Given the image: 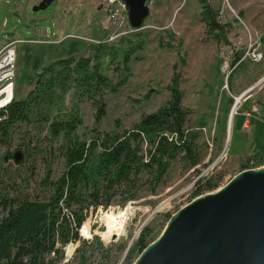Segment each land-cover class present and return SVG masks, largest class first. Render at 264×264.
I'll list each match as a JSON object with an SVG mask.
<instances>
[{
  "label": "rangeland",
  "instance_id": "obj_1",
  "mask_svg": "<svg viewBox=\"0 0 264 264\" xmlns=\"http://www.w3.org/2000/svg\"><path fill=\"white\" fill-rule=\"evenodd\" d=\"M234 1L209 0L217 22L224 26L219 39L213 36L217 32L207 31L201 21L198 0H148L149 15L138 29L131 27L128 20L119 26L110 24L107 0H54L45 10L30 9V18L0 7V44L24 40L15 44L13 98L24 99L30 91L38 90L37 80L45 66L72 58L70 67L74 68L79 58L89 57L90 64H96L112 85L121 82L117 90L104 89L90 99L79 95L68 81L66 92L56 88V93L46 98L49 109L44 110L49 120L54 116H76L79 123L74 136L88 140L94 135L93 128L102 133L133 128L143 115L166 105L177 90L181 104L189 110L184 129L196 136V165L191 166L180 154L159 184L143 174L131 189H116L109 206L88 210L86 233L79 229L85 242L66 244L57 264H134L139 252L132 249L141 232L148 230L146 241L151 243L169 219L191 200L215 192L242 170L264 166V157L259 158L264 155V104L257 102V122L251 117L248 129L237 128V119L255 101L251 96L246 98L233 116L232 134L228 129L236 91L259 81L255 73L263 61L245 59L237 69L231 64L235 56L244 54L250 38L257 40L247 13L252 10V0ZM236 7L245 11L239 12ZM261 12L260 19L264 20V10ZM4 17L8 18L6 27L1 26ZM225 62L230 65L228 77L227 71L223 72ZM46 77L39 79L44 81ZM261 79L250 93L264 92V76ZM238 99L237 96V102ZM100 100L105 114L96 123ZM48 124L33 115L29 121L15 125L6 139H0V217L5 214V197H42L47 192L43 181L46 174L50 172V180L55 181L62 173L63 140L51 137ZM17 151L22 158L19 164L7 159L8 154ZM206 180L215 186L195 195L194 191ZM130 193L136 197L127 200ZM125 209L128 216L124 231L114 239H106L102 235L106 231L105 215Z\"/></svg>",
  "mask_w": 264,
  "mask_h": 264
},
{
  "label": "trees",
  "instance_id": "obj_2",
  "mask_svg": "<svg viewBox=\"0 0 264 264\" xmlns=\"http://www.w3.org/2000/svg\"><path fill=\"white\" fill-rule=\"evenodd\" d=\"M198 1L201 21L207 31L217 32L213 36L219 39L224 26L217 22L209 0ZM238 59L235 56L231 64L234 66ZM71 61L72 58L60 59L45 66L39 78L49 76L44 81L38 78V90L30 91L24 99L13 98L0 111V118L3 117L0 119L1 140L9 136L15 125L37 115L40 121H49L47 128L52 138H62L64 158V169L55 181L50 180V172L46 174L43 181L47 192L42 197L4 198L5 214L0 217V264H57L63 258L66 244L85 242L79 229L81 227V232L86 233L84 221L88 210L109 206L116 189H131L143 174L152 178L155 185L159 184L171 162L180 154L191 166L198 163L193 146L196 136L187 134L184 129L189 110L181 104L177 90L166 105L143 115L133 128L103 133L93 128L94 135L88 140L74 136L79 123L76 116L69 119L54 116L49 120L48 100L56 93V88L60 93L66 92L68 81L79 95L90 99L104 89L116 91L121 83L112 85L96 64H90L89 57L79 58L74 68L70 67ZM104 114L105 105L100 100L95 122ZM13 158L14 153L8 154L7 159ZM214 186L215 183L206 180L194 194ZM135 197L130 193L126 199ZM148 233V230L140 233L132 250H138L139 254L144 250L149 244L146 241Z\"/></svg>",
  "mask_w": 264,
  "mask_h": 264
},
{
  "label": "water",
  "instance_id": "obj_3",
  "mask_svg": "<svg viewBox=\"0 0 264 264\" xmlns=\"http://www.w3.org/2000/svg\"><path fill=\"white\" fill-rule=\"evenodd\" d=\"M53 1L40 0L32 10H45ZM122 1L130 26L140 28L148 0ZM20 158L15 152L14 162ZM134 264H264V166L242 170L181 207Z\"/></svg>",
  "mask_w": 264,
  "mask_h": 264
},
{
  "label": "built area",
  "instance_id": "obj_4",
  "mask_svg": "<svg viewBox=\"0 0 264 264\" xmlns=\"http://www.w3.org/2000/svg\"><path fill=\"white\" fill-rule=\"evenodd\" d=\"M106 12L108 22L112 25L119 26L124 23L125 20L129 21L128 8L122 0H107ZM19 42H24V40L13 39L0 44V111H2L12 101L14 96V78L16 75L15 44ZM245 59L252 62H259L263 59V52L260 49V42L258 40H253L252 38L248 40L244 54L241 55L233 68ZM229 68V63L225 62L223 65V72L227 71V77L230 73ZM238 97V102L237 96L233 97L234 104L232 107L235 105V110L232 113L236 112L238 109V103L241 100V96Z\"/></svg>",
  "mask_w": 264,
  "mask_h": 264
},
{
  "label": "crops",
  "instance_id": "obj_5",
  "mask_svg": "<svg viewBox=\"0 0 264 264\" xmlns=\"http://www.w3.org/2000/svg\"><path fill=\"white\" fill-rule=\"evenodd\" d=\"M39 2L40 0H0V7L4 6L6 7V9L9 10V12L14 13V14H20L21 16L27 14L28 17L30 18V15L28 14L30 9H32V7L38 4ZM236 8H238L239 12L245 11L244 9L240 10V7H236ZM262 10H264V0H252V10L250 13L247 11L248 15L250 16L251 22H252L251 32L260 42V49L263 52V61L258 63L259 65L257 66V72L255 73V76H256L255 80H259L258 82H260L262 80L261 78H263L264 76V20L260 19L261 18L260 15L263 13L261 12ZM0 17H1V13H0ZM7 24H8V18L4 17L1 22V26L6 27ZM54 24H55V29L58 28V24L56 23V21L54 22ZM46 30H48L49 32L50 28L47 27ZM17 39H21V38H17ZM19 43H22V42H19ZM240 57L241 56H239V58ZM237 66L235 67L236 69L238 68ZM252 82H256V81H252ZM252 82L247 83V85L245 84L243 87L239 88V91H236V94H238L237 96H241V100L238 103V108L242 105L243 101L249 96L255 99V101L244 112L241 113V115L236 121L237 128H241L245 130L249 128L248 127L249 118L251 117L255 118V116L259 113L260 109L258 108L257 102L259 103L261 102L264 104V92L263 91L260 90V92L258 93H250L251 90L248 91L249 88L252 86L251 84H253ZM234 114L235 112L229 115V118H228L229 119V129L231 130V134L233 131V120L232 119H233ZM257 121L258 120L255 118V122ZM227 132H229L228 129H227ZM261 157H264V155L260 156L259 158Z\"/></svg>",
  "mask_w": 264,
  "mask_h": 264
},
{
  "label": "bare ground",
  "instance_id": "obj_6",
  "mask_svg": "<svg viewBox=\"0 0 264 264\" xmlns=\"http://www.w3.org/2000/svg\"><path fill=\"white\" fill-rule=\"evenodd\" d=\"M235 107H232L230 115L234 111ZM229 129V125H228ZM128 209L120 210L117 213L110 212L105 215L106 231L102 235L106 239H110L113 235H120L124 231L125 221L127 220ZM126 231V230H125Z\"/></svg>",
  "mask_w": 264,
  "mask_h": 264
}]
</instances>
